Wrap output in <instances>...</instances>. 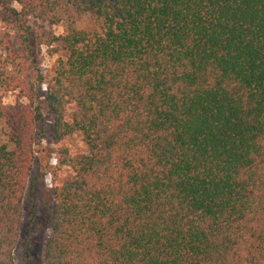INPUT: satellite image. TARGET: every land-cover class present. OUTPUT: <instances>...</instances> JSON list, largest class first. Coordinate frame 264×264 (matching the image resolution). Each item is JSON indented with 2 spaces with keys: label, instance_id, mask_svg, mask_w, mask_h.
Here are the masks:
<instances>
[{
  "label": "trees",
  "instance_id": "obj_1",
  "mask_svg": "<svg viewBox=\"0 0 264 264\" xmlns=\"http://www.w3.org/2000/svg\"><path fill=\"white\" fill-rule=\"evenodd\" d=\"M0 8L23 48L0 60V82L18 93L13 148L0 144V264H15L48 129L57 158L43 264H264V0ZM71 11L92 13L97 29L50 36L43 44L60 42L67 58L49 75L9 73L30 65V18L55 26ZM77 133L86 154L67 148Z\"/></svg>",
  "mask_w": 264,
  "mask_h": 264
},
{
  "label": "rangeland",
  "instance_id": "obj_2",
  "mask_svg": "<svg viewBox=\"0 0 264 264\" xmlns=\"http://www.w3.org/2000/svg\"><path fill=\"white\" fill-rule=\"evenodd\" d=\"M13 7L17 8L18 6L14 4ZM1 13L3 15L4 12L2 11ZM71 24L81 31H93L97 29L95 17L90 12L84 14H77L73 11L68 12L62 15L60 23L55 26L48 23H40L30 18L29 25L31 26V31L29 35V46L32 49L30 65H25V68H27L26 72L23 69L11 66L8 68L9 73L21 77V79L29 84H31V77L36 71L40 72L43 76L49 75L52 67L59 60H65L67 58V53L60 42L52 46H46L43 43L48 41L50 36L56 38L66 36L69 25ZM41 36H44V39H41L42 45L39 42ZM10 39L11 43H9ZM7 48H9L10 51L15 50L18 53H21L23 50L18 34L5 29L0 22L1 61L6 58L8 53ZM21 63L24 62L21 60ZM5 87V83L0 82V144L6 145L9 149H12L13 146L9 143L7 137V120L12 118V113L15 111L18 93L7 92ZM44 94L45 86L41 88V96ZM23 101L28 103L26 100ZM70 111H73L72 107ZM45 115L46 119L50 121V115L47 112H45ZM50 133L51 130L48 129V136L35 157L30 187L23 201L22 226L19 242L14 251L15 264H43V247L45 241L52 236L50 213L53 204V196L51 193V176L49 174L56 166L57 156L55 148L51 143ZM66 145L69 150L78 154H86L88 152L83 142V137L79 133L69 137L66 141Z\"/></svg>",
  "mask_w": 264,
  "mask_h": 264
}]
</instances>
